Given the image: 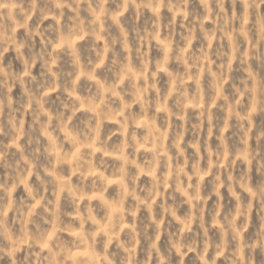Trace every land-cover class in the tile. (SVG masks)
<instances>
[{"label":"clouds","instance_id":"obj_1","mask_svg":"<svg viewBox=\"0 0 264 264\" xmlns=\"http://www.w3.org/2000/svg\"><path fill=\"white\" fill-rule=\"evenodd\" d=\"M0 264H264V0H0Z\"/></svg>","mask_w":264,"mask_h":264}]
</instances>
